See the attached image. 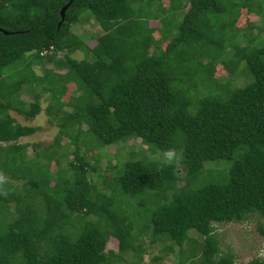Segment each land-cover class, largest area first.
I'll return each instance as SVG.
<instances>
[{
    "label": "trees",
    "instance_id": "16d2710c",
    "mask_svg": "<svg viewBox=\"0 0 264 264\" xmlns=\"http://www.w3.org/2000/svg\"><path fill=\"white\" fill-rule=\"evenodd\" d=\"M69 1L0 0V264H138L145 232L179 249L169 264H236L213 224L256 214L264 240V0H71L60 23ZM41 93L57 132L29 156L39 128L10 112L33 120ZM135 141L107 173L89 164Z\"/></svg>",
    "mask_w": 264,
    "mask_h": 264
},
{
    "label": "rangeland",
    "instance_id": "374dc122",
    "mask_svg": "<svg viewBox=\"0 0 264 264\" xmlns=\"http://www.w3.org/2000/svg\"><path fill=\"white\" fill-rule=\"evenodd\" d=\"M88 15V12H85L83 16ZM226 18H228L226 16ZM237 25L244 27L247 23H250L251 21L258 26L259 29L262 30V18H246L244 15L243 18L237 20ZM151 25H157L156 22H151ZM100 28L95 23V21L90 17L89 20L85 23H80L78 25H74L71 28V31L76 32L79 35H83L86 32L88 33H95ZM264 35V33H262ZM92 39L88 40V43H90ZM93 43V42H92ZM91 44V43H90ZM242 45V44H241ZM79 55L80 54H76ZM50 67V66H46ZM241 66H239L240 68ZM34 71L37 74H41V68L36 65L33 67ZM223 77V80H227L230 78L231 80L234 78V76L225 75V73H220ZM219 76V75H217ZM236 85H241L243 83L242 79L235 80ZM74 88H69V91L73 90ZM38 92H40L38 90ZM21 99L24 101L26 106L32 102V95L28 93H23L21 95ZM40 100L42 105V110L33 120L28 121L25 120L22 116L18 115L15 112H10V115L16 120V122L20 123L24 126H36L39 128V130L34 133L33 135L29 137L20 138L18 143L19 144H27L29 146L28 155L31 156L32 149L31 145L34 143H41L43 145L51 144L54 137L56 136L57 128L53 125L48 124V118L46 117L45 113V107L47 106V99L45 94H40ZM83 130H85V126L83 125ZM132 144L131 146H129ZM129 150L134 151V153L145 150V146L141 145L140 142H128V143H119L117 145L113 146H107L104 148H100V150H97V152L93 151L91 153L89 158V164L91 166L98 165L101 168V174L107 173L109 170H107V165L110 163V165H114L116 163V158L114 156L118 157H125L126 154H128ZM154 157L158 158V155H154ZM71 158V157H69ZM166 158H168L166 156ZM98 159L97 162L94 160ZM217 164H226L223 161H217L215 162ZM227 165V164H226ZM212 165H207L206 168H210ZM179 175L181 176L183 174L182 170H179ZM53 173V172H52ZM218 173H212V179L218 178ZM180 183L183 184V181ZM262 222V219L259 218L256 214H250L248 215L244 220H241L239 222L235 223H228V224H213V234L215 236V239L217 240V246L219 248V251L221 254L230 253L233 255L234 262L236 264L245 263L251 259L254 258H263L264 259V240L258 235L256 231V225L257 223ZM189 238L191 239V242L185 243L183 246V251L189 250L190 243L197 244L198 246L202 243V239L195 233V232H189ZM152 236L149 232H145L144 234H141L138 236V242L137 244H140L142 248L144 249V254L142 256L143 261L138 264H153L152 259L155 257H159L163 262L169 264L172 262H176L179 259V249L176 246H171V243L168 241H162V240H154L152 242ZM171 246L173 249V252H167L165 247ZM117 250V242L115 239L110 238L106 245V251ZM196 260V258H195ZM134 258L132 255L128 254L125 255V261H115L114 264H133ZM188 264V263H187Z\"/></svg>",
    "mask_w": 264,
    "mask_h": 264
},
{
    "label": "water",
    "instance_id": "95a60500",
    "mask_svg": "<svg viewBox=\"0 0 264 264\" xmlns=\"http://www.w3.org/2000/svg\"><path fill=\"white\" fill-rule=\"evenodd\" d=\"M70 3H71V0L61 8V10L59 12L60 18H61L60 19V23L63 21V19H64V13H65L66 9L69 7ZM60 23L58 24V26L60 25ZM3 33L4 34H8L6 31H3Z\"/></svg>",
    "mask_w": 264,
    "mask_h": 264
},
{
    "label": "clouds",
    "instance_id": "9594fccd",
    "mask_svg": "<svg viewBox=\"0 0 264 264\" xmlns=\"http://www.w3.org/2000/svg\"><path fill=\"white\" fill-rule=\"evenodd\" d=\"M165 155L168 157V158H171L172 155H173V152L171 150H169L168 152L165 153Z\"/></svg>",
    "mask_w": 264,
    "mask_h": 264
}]
</instances>
